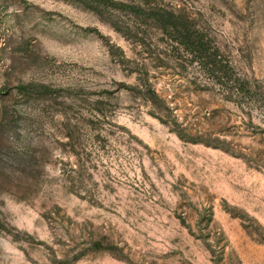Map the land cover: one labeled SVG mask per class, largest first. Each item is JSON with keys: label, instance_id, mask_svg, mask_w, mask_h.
<instances>
[{"label": "rangeland", "instance_id": "374dc122", "mask_svg": "<svg viewBox=\"0 0 264 264\" xmlns=\"http://www.w3.org/2000/svg\"><path fill=\"white\" fill-rule=\"evenodd\" d=\"M117 1L250 93L152 18L0 0V264H264V0Z\"/></svg>", "mask_w": 264, "mask_h": 264}, {"label": "trees", "instance_id": "16d2710c", "mask_svg": "<svg viewBox=\"0 0 264 264\" xmlns=\"http://www.w3.org/2000/svg\"><path fill=\"white\" fill-rule=\"evenodd\" d=\"M82 4L84 7L92 10L97 14H102V8L118 9L130 16L134 17H149L162 29V31L170 34V38L190 55L192 61L196 62L201 69L209 72L213 76L219 75L220 79H225L228 82L231 79V70L227 64L221 65L214 60L208 61L210 53L208 52V45L198 31L191 29L188 25L184 24L179 17L173 15L171 11H166L158 8H142L139 5L125 3L117 0H72ZM169 26V31L168 30ZM173 32V33H172ZM210 66V67H209ZM218 73V74H217ZM234 82L233 89L235 95L233 98L248 97L250 91L243 80L238 78L231 79ZM221 84V82H219ZM146 92L150 98L156 99V93L146 87Z\"/></svg>", "mask_w": 264, "mask_h": 264}]
</instances>
